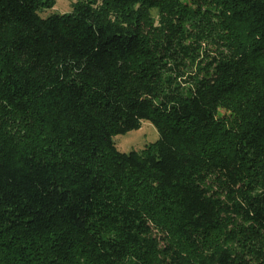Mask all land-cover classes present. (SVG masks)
Segmentation results:
<instances>
[{"label": "trees", "instance_id": "1", "mask_svg": "<svg viewBox=\"0 0 264 264\" xmlns=\"http://www.w3.org/2000/svg\"><path fill=\"white\" fill-rule=\"evenodd\" d=\"M54 3L0 0V264H264V0Z\"/></svg>", "mask_w": 264, "mask_h": 264}, {"label": "rangeland", "instance_id": "2", "mask_svg": "<svg viewBox=\"0 0 264 264\" xmlns=\"http://www.w3.org/2000/svg\"><path fill=\"white\" fill-rule=\"evenodd\" d=\"M84 0H55L52 8H46L41 11L43 17H48L55 13H71L75 5ZM99 3L101 0H96ZM154 16L158 18L156 11ZM160 134L156 126L149 120H143L139 128L131 130L124 134H118L114 137L117 148L122 152L141 151L147 144L156 142Z\"/></svg>", "mask_w": 264, "mask_h": 264}]
</instances>
